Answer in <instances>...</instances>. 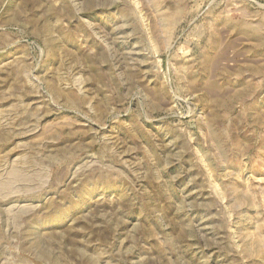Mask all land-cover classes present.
<instances>
[{
    "label": "rangeland",
    "instance_id": "obj_1",
    "mask_svg": "<svg viewBox=\"0 0 264 264\" xmlns=\"http://www.w3.org/2000/svg\"><path fill=\"white\" fill-rule=\"evenodd\" d=\"M0 264H264V0H0Z\"/></svg>",
    "mask_w": 264,
    "mask_h": 264
}]
</instances>
